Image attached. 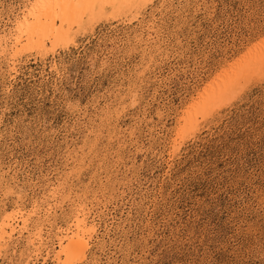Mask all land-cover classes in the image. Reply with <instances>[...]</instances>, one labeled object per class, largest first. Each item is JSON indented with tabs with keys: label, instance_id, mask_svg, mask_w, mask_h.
I'll use <instances>...</instances> for the list:
<instances>
[{
	"label": "rangeland",
	"instance_id": "rangeland-1",
	"mask_svg": "<svg viewBox=\"0 0 264 264\" xmlns=\"http://www.w3.org/2000/svg\"><path fill=\"white\" fill-rule=\"evenodd\" d=\"M32 1L0 0L1 37ZM125 17L85 18L53 52L0 44V223L21 213L0 264H59L76 205L95 228L76 264H264V70L194 107L264 46V0Z\"/></svg>",
	"mask_w": 264,
	"mask_h": 264
},
{
	"label": "bare ground",
	"instance_id": "bare-ground-1",
	"mask_svg": "<svg viewBox=\"0 0 264 264\" xmlns=\"http://www.w3.org/2000/svg\"><path fill=\"white\" fill-rule=\"evenodd\" d=\"M150 2L152 0H33L30 6L26 7L27 10L25 8L24 10L26 11L17 19L15 27L16 37L13 39L12 33L11 36L3 35L4 37H1V35L0 44L2 42L7 44L9 40H13V54L11 56L13 55L14 57L20 51L34 50L37 53L53 52L55 46L61 45V47H65L69 43L74 42V38L71 35L77 34L78 30L83 27L85 18L94 21L101 18L104 12H107L111 18L128 15L125 18H130L131 20L137 18L142 9ZM47 43L50 44L49 47ZM262 70H264V46L259 45L256 47L253 56L243 59L239 64H233L229 68V71H227L226 77L217 80L216 84L209 89L202 102L197 103L194 107L200 109L203 106L208 108L215 103L219 104L236 89V85L239 84L243 75L254 72L260 73ZM193 111V108L189 110V112ZM195 117L185 119L182 128L186 130L195 128L197 126V119L195 120ZM81 206L76 205L72 209V213L70 212L69 218L66 219L67 227L56 232V243L59 249L55 254V258L59 264H76L86 259V251L89 247L88 241L94 233L95 228L92 224H88L87 211ZM19 216H21V213L16 212L14 215L11 214L3 217L0 223V244L12 235V232L15 230L13 225L15 217ZM16 220L18 219L16 218ZM36 224L38 225V223ZM38 229L37 231L35 230L37 238H39Z\"/></svg>",
	"mask_w": 264,
	"mask_h": 264
}]
</instances>
